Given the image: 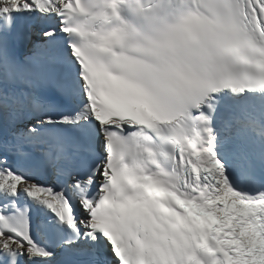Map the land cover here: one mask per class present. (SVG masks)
Wrapping results in <instances>:
<instances>
[{
  "label": "snow or ice",
  "instance_id": "obj_1",
  "mask_svg": "<svg viewBox=\"0 0 264 264\" xmlns=\"http://www.w3.org/2000/svg\"><path fill=\"white\" fill-rule=\"evenodd\" d=\"M0 264H264V0H0Z\"/></svg>",
  "mask_w": 264,
  "mask_h": 264
}]
</instances>
